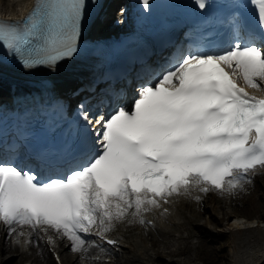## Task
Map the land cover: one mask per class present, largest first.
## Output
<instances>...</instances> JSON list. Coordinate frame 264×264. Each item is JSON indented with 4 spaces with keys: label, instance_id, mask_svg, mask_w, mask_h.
<instances>
[{
    "label": "snow or ice",
    "instance_id": "snow-or-ice-1",
    "mask_svg": "<svg viewBox=\"0 0 264 264\" xmlns=\"http://www.w3.org/2000/svg\"><path fill=\"white\" fill-rule=\"evenodd\" d=\"M141 2L150 8V0ZM193 2L206 7V0ZM254 2L264 29V0ZM85 7L86 0H34L22 26L0 21V41L36 54L25 67L54 65L76 50ZM234 28L230 46L183 57L155 84L141 86L130 109L94 121L82 112L87 124L99 126V147L64 178L39 182L31 171L0 162V220L47 225L78 251L85 244L80 233L97 224L108 232L129 209L144 224L146 205L158 208L181 189L231 191L250 183L249 170L264 168V98L246 88L264 86V39L257 43L251 30L242 37L238 22Z\"/></svg>",
    "mask_w": 264,
    "mask_h": 264
},
{
    "label": "bare ground",
    "instance_id": "bare-ground-1",
    "mask_svg": "<svg viewBox=\"0 0 264 264\" xmlns=\"http://www.w3.org/2000/svg\"><path fill=\"white\" fill-rule=\"evenodd\" d=\"M28 1L0 0V16L14 18L18 12L23 11ZM240 83L245 87L242 81ZM246 91L260 93V89L246 88ZM254 172L256 179L264 186V170ZM242 185L221 195L211 192L203 194L198 188L181 189L168 196L167 203H160L158 208L146 205L150 210L142 213L146 221L144 224L133 217L134 209H129L123 219L112 221L110 231L102 232L100 228L96 230L98 234H106L115 239V247L121 249L114 253V260L111 259L109 263L91 260L88 256L95 250L92 246L83 245L80 250L73 251L63 241L62 235H52L49 229L38 232V229L17 228L6 241L3 228L0 227V264H18L17 259L23 256L28 257L30 263L51 264L43 247L46 243L57 250L61 264H189L192 256L195 260L200 259L197 255L205 251L207 244L210 247V259L203 260L204 264H264V206L259 202L255 204L254 210L249 208L248 211L247 206L238 204V196L245 197L247 201L246 195L250 194L242 189ZM204 213L209 214L204 220L206 225L217 224L215 232L205 229L204 224L195 223ZM252 214L254 216L251 217ZM149 220L150 226L147 224ZM201 230L204 233L211 232L209 235L214 233L226 237V243L222 247L216 246V241L208 243L209 237L202 234ZM39 233L42 239L44 237L43 244L37 238ZM92 241L97 242L98 239ZM217 249H220L215 259L218 262L211 260L212 253ZM193 264L199 263L195 261Z\"/></svg>",
    "mask_w": 264,
    "mask_h": 264
},
{
    "label": "rangeland",
    "instance_id": "rangeland-1",
    "mask_svg": "<svg viewBox=\"0 0 264 264\" xmlns=\"http://www.w3.org/2000/svg\"><path fill=\"white\" fill-rule=\"evenodd\" d=\"M249 184H245V186H247V188H250V194L249 195H246V199H247V201L245 200V197H243V198H241L240 196H238V201H236L238 204H240L241 206H243V207H245V206H247L248 208V211H249V208H252V210H254L253 208H254V206H255V204L256 203H261L262 204V207L264 206L263 205V203H264V201H263V198H264V196H262V194H264L263 193V185H262V183L261 182H258V181H256L255 183H254V186L253 185H249ZM251 205V206H250ZM200 210H202V208H200ZM263 211H264V207H263V209H262ZM203 212H205V211H203ZM202 212V213H203ZM252 216H254V214H252L251 215V217ZM206 217H209V214L208 213H204V216L201 218V219H197L196 221H195V223H197V224H199V225H205V229H209L210 231H212V232H215V230L218 228V226H217V224H213V225H206L205 223H204V220H205V218ZM207 231V230H206ZM203 232V233H202ZM201 233L202 234H204V235H206L207 237H209L208 238V243H210V244H213V242L212 241H216L217 243V245L216 246H218V247H222V246H224V244L226 243V237H221V236H217L216 234H212V235H209V233H211V232H209V233H204V231L203 230H201ZM6 239V241H8V238H5ZM193 239V238H192ZM195 239V238H194ZM5 241V242H6ZM207 242L205 241V244H206ZM6 244V243H5ZM226 248V247H225ZM209 249H210V247H209V244H207L206 246H205V251L204 252H199V255H197V257L198 258H200L199 260H195V257L194 256H192L191 258H190V262L188 261V263L189 264H193V263H195V261L196 262H198L199 264H204L203 263V260H206V259H210V252H209ZM44 251H45V249H44ZM219 251H220V249H217V250H215L213 253H212V259L211 260H213V261H216V262H218L219 260L217 259V260H215L216 258H217V255H218V253H219ZM206 252V253H205ZM46 253V252H45ZM47 254V253H46ZM48 258L50 259V257L48 256ZM51 260V259H50ZM164 260V259H163ZM14 261V260H13ZM17 262H18V264H29V258H18L17 259ZM82 262H84V259L82 260ZM164 262V261H163ZM178 262V261H177ZM165 264H167L166 262H164ZM44 264H46V263H44ZM116 264H118V262L116 263Z\"/></svg>",
    "mask_w": 264,
    "mask_h": 264
}]
</instances>
